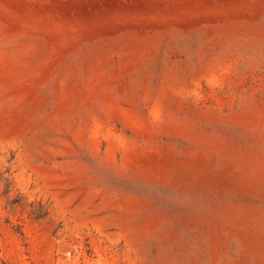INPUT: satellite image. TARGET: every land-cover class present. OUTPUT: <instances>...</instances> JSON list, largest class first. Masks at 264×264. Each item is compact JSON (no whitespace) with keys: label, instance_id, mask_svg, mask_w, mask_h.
<instances>
[{"label":"rangeland","instance_id":"374dc122","mask_svg":"<svg viewBox=\"0 0 264 264\" xmlns=\"http://www.w3.org/2000/svg\"><path fill=\"white\" fill-rule=\"evenodd\" d=\"M0 264H264V0H0Z\"/></svg>","mask_w":264,"mask_h":264}]
</instances>
